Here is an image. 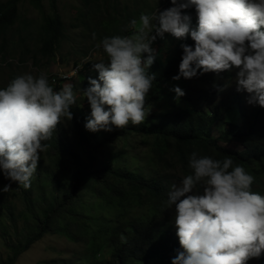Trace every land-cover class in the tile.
Instances as JSON below:
<instances>
[{"label": "trees", "instance_id": "obj_1", "mask_svg": "<svg viewBox=\"0 0 264 264\" xmlns=\"http://www.w3.org/2000/svg\"><path fill=\"white\" fill-rule=\"evenodd\" d=\"M18 1L0 2L2 48L7 45L6 32L17 20ZM48 1L53 14L44 17L36 39L38 54L44 59L54 54L68 30L57 0ZM42 2L30 0L40 10ZM84 4L86 9L98 7L88 0ZM111 11L105 18L100 14L97 17L100 29L92 31L97 42L103 36L130 35L133 29L129 21L145 13L133 12L137 14L135 18L128 6L123 12L121 7L116 8L115 14ZM187 11L192 14L194 28L195 13ZM75 20L91 21L85 10ZM164 37H158L151 45L153 49L157 47V52L148 71L155 74V79L145 96L151 111L144 122L93 133L83 127L84 110L71 106L72 119H62L46 141L49 147L40 154L29 188L17 186L0 175V185L9 184L10 193L20 199L18 205L0 199V239L11 251L9 260L2 264H16L20 256L48 234L74 243L83 239L93 257L92 264H171L179 250L173 226L174 209H164L161 201L168 185L179 183L183 175L191 172L188 155L193 150L215 159L231 155L234 163L255 176L251 190L264 195V108L247 105L242 92L228 88V82L234 84L236 71L219 75L198 72L191 79L172 80L178 71L181 45H192L193 41L187 35L182 39ZM5 48L0 52L3 56ZM25 53L29 52L22 51L20 62ZM146 55L142 53V59ZM30 57L37 66L38 55L31 53ZM91 67L92 63L79 78L82 90L88 87L90 77H98ZM174 85L183 90L182 97L174 99ZM214 85L226 86L218 92ZM221 123L226 129L217 136L211 134L212 128ZM230 140L241 149L220 145ZM140 145L147 147L150 156L139 159L129 151L137 152ZM194 190H200V186ZM20 223L27 224V232L21 236L24 229ZM11 234L21 240L9 243L6 238ZM257 264H264V252Z\"/></svg>", "mask_w": 264, "mask_h": 264}, {"label": "clouds", "instance_id": "obj_2", "mask_svg": "<svg viewBox=\"0 0 264 264\" xmlns=\"http://www.w3.org/2000/svg\"><path fill=\"white\" fill-rule=\"evenodd\" d=\"M165 5L170 6L130 20V35L99 40L97 47L106 60L92 63V73L97 71L98 77H90L83 90L79 78L89 61L78 64L70 75L53 78V86L46 72L38 70L35 75H14L0 87V174L6 180L24 189L30 187L40 154L49 147L46 141L62 119H72L71 106L84 110L83 127L93 133L144 122L151 111L145 96L155 79L148 71L157 52L151 45L167 34L180 39L187 35L193 41L181 45L178 71L172 80L191 79L198 72L219 75L236 71L234 92L243 90L245 103L264 108V0H170ZM189 9L195 13L194 28ZM81 23L88 26L98 20H75L73 27ZM91 37L95 40L96 33ZM4 48L0 46V52ZM142 53L147 54L143 59ZM75 76V83L61 87ZM225 86L214 85L218 92ZM172 91L174 99L184 95L179 86L174 85ZM74 92L86 98L89 114L76 102ZM188 167L191 172L179 183L168 185L161 201L164 209H174L179 250L171 264H247L249 259L259 258L264 252V195L251 190L255 176L234 163L231 155L215 159L195 150L188 155ZM197 185L198 191L194 190ZM9 190V184L0 188L3 193Z\"/></svg>", "mask_w": 264, "mask_h": 264}, {"label": "rangeland", "instance_id": "obj_3", "mask_svg": "<svg viewBox=\"0 0 264 264\" xmlns=\"http://www.w3.org/2000/svg\"><path fill=\"white\" fill-rule=\"evenodd\" d=\"M7 0H0V2ZM170 0H88L90 5L98 4V7L92 6L85 8L84 0H57L59 13L68 29L65 33L66 37L62 40L56 53L48 58L44 59L38 54L37 46V35L40 27L44 23L45 16H52L53 12L50 8L48 0H43L42 9L34 7L30 0H19L18 1V18L16 24L6 32L7 45L4 51V56L0 55V87L4 86L14 75L23 72H32L34 75L37 74L38 70H44L48 77H50V83L53 86V78L62 77L64 75H70L72 70L78 65H83L86 61L91 63L98 62L100 60H106V56L100 47H97L98 42L93 40L91 33L94 30H99L100 26L98 23H93L97 20L98 15L105 17L109 16L112 12L115 14L116 8H122V12L125 7L128 6L129 12L135 18L137 14L133 12L141 11L145 13H152L156 9L157 11L163 10L170 5H165ZM106 2L109 4L107 5ZM86 11V14L90 16L93 24L85 25L80 24L79 27H73V19L78 17ZM190 11H194L189 9ZM99 12V13H98ZM171 36L167 34L166 37ZM24 38V40H22ZM165 46V44H164ZM23 50H29L31 53H35L39 57L37 66H34L31 59V53H25L23 61H19V56ZM89 59V60H88ZM8 61L7 65L4 63ZM76 77L70 80L64 81L61 87L65 83L72 84V81L76 82ZM228 88L233 91L236 90L235 80L234 84L232 81L228 82ZM244 92L243 90H241ZM77 96L78 103L84 105L88 110L89 105L86 98L82 96L80 92H74ZM231 92L229 93L230 96ZM248 96V94L246 93ZM228 96V97H229ZM247 101V100H246ZM247 103V102H246ZM249 104V103H247ZM90 110H88L89 114ZM226 129V125L221 123L212 128L211 134L217 136L221 131ZM135 139H139L136 137ZM221 146L231 149L239 150L241 146L234 144L233 141L228 143H220ZM139 159H145L150 156L145 145H140L137 152H132ZM45 153V151L43 152ZM1 175V174H0ZM4 185H0L2 188ZM4 198L11 201L12 204L18 205L20 203L19 196H13L10 190L6 193L0 192V199ZM16 209H19L17 207ZM20 227L24 231L20 234L27 232V224L20 223ZM6 238L9 243H18L19 238L14 234ZM12 238V240H11ZM19 239V240H18ZM84 240L80 238L75 243L68 241L60 235H45L44 238L35 243L27 250L20 259L17 260L16 264H38L56 262V260H62L64 264H92L93 257L88 252V245H85ZM10 250L3 245V241L0 239V264L7 262L10 257ZM89 262V263H88ZM247 264H257V258H252L247 261Z\"/></svg>", "mask_w": 264, "mask_h": 264}]
</instances>
